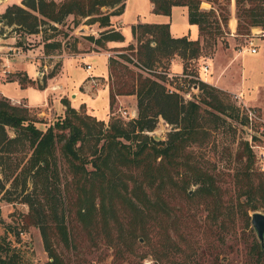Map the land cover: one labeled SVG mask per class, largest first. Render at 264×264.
Returning a JSON list of instances; mask_svg holds the SVG:
<instances>
[{
	"label": "rangeland",
	"instance_id": "rangeland-1",
	"mask_svg": "<svg viewBox=\"0 0 264 264\" xmlns=\"http://www.w3.org/2000/svg\"><path fill=\"white\" fill-rule=\"evenodd\" d=\"M16 1L10 0V2ZM200 7L213 8L216 12L226 10L229 13V19L227 28H224L220 38H217L214 49L205 46L202 49L203 57L198 60L197 73L200 72V65L203 62L206 63L208 71L202 73L206 78L211 72L210 64L212 67L223 64L229 56L237 55L242 50L248 51L250 48H254L255 52H259L264 58V18L261 24L252 27L249 33L236 34L234 0H229L225 6H219L218 3L201 2ZM4 9V3H0V14ZM100 10L102 12L111 11L110 8L104 7ZM111 16V19H118L116 15L115 18ZM122 17L121 33L125 41L131 39L130 27L135 23L169 19L175 32H186V27L189 26L184 8L174 7L167 17L152 13L148 0H125ZM209 18L212 19V17ZM72 19L73 17L68 15L63 23L53 24L55 31L47 28L46 25L39 26V32L35 34H25L12 27L5 30L7 36H13V38L6 36L5 40L13 42L18 46L20 53L25 55L9 59L12 71L0 77V99H6L10 104L17 106H24V104L30 106L27 108L29 115L34 120V125L41 130L63 114L64 108L62 111L60 108L62 99L69 107L80 113L91 115L104 124L116 119L122 122L128 121L124 118L125 115L121 114L122 110L126 114L134 111L136 117L135 99L115 101L112 107L108 108L107 97L98 93L101 87L97 90L92 88L86 90V97L81 96L85 94V89L81 84L70 90L71 94L65 91L67 94L63 96L58 94L62 90L51 91L52 84H62L63 90L78 84V80L85 72L83 67L86 64L100 65L101 59L108 60L117 53L114 47L107 48L106 45L100 47L86 39L88 36L98 37L103 29H114L115 20L110 21V16L109 22L112 26L108 27H100L97 22L87 20V17L76 18L77 23H73ZM232 22H234L233 28L231 27ZM45 28L44 32H40V29ZM193 29L190 28L191 34ZM50 35H52L50 38L45 39ZM53 40L59 42L60 47L51 50L50 54L45 53L44 43H52ZM79 51L83 55H76V57L82 59L92 56L94 60L82 61L75 57L61 58V55L73 56L74 52ZM86 53H92V55ZM48 55L54 56L43 57ZM162 62L166 61L162 60ZM43 65L46 68H43ZM162 67L154 66L153 68L161 71ZM40 68L43 70L35 75V71ZM259 68L260 60L254 54L245 53L234 57L223 71L222 78L225 84L222 85L226 88H234L233 84H237L240 80V70L242 73L244 70L248 77L246 86L253 90L256 89V84L264 87V73L259 72ZM131 69L135 71V68ZM52 70L53 73L50 75ZM57 71L58 74L55 76ZM199 75L201 80H204L201 72ZM21 76L30 80L24 87L18 83ZM162 76H164L163 83L166 88L168 85L177 88L183 100L199 99L201 90L190 88L191 85L196 84L194 79L176 80L174 78L170 81L166 75L162 74ZM96 78L101 81L100 77ZM204 83L211 85L209 82ZM215 89L225 111L219 112L200 104L203 118L196 139L182 147L175 158L170 159L168 165L172 166V169L176 167L175 170H171V179H167L168 182L164 183V186L155 188L151 192L150 203H146L142 213L137 211L140 207L139 200L142 199L138 191H136V198L128 195L126 200L115 204L114 210L106 205L101 210H92V217L87 220L86 225L79 222L73 201L69 204V209L65 214V224L70 238L69 245L64 247L61 243L54 242L57 252L68 264L246 263L249 245L252 242L258 243V241L250 223L247 227L243 219L244 204L242 198L237 200L235 197L232 175L244 160H238L236 157L243 141H247L253 152L252 167L264 173V137L262 136L264 116L259 108L246 104L254 114V117L248 119L244 108L241 109V105L232 98V93L217 87ZM97 93L98 95L94 98ZM9 98L20 101L12 103ZM204 108H207L210 114L205 112ZM171 127L161 117H158L154 128L150 131H143V133L155 140H164ZM7 131L8 134L12 133L10 129ZM16 156L20 157L21 153ZM158 160L159 158H156V161ZM186 161H191L211 176L216 190L213 191V197H210L208 201L206 193L198 194L194 184L186 186L185 192L188 196L181 190L183 165ZM58 164L61 187L70 176L61 158ZM124 171L125 174L121 176L122 181L131 182L133 175L129 176L128 169ZM4 188L9 190L7 197L12 201L4 200L6 196L0 192V236L5 233L3 242L6 241L9 247L16 252L19 264H50L37 227L29 226L26 231H22L19 214L26 212L27 207L19 201L23 193L21 184L16 182L13 186L7 181L4 182ZM28 190L29 188L26 189ZM254 211L264 214L262 208ZM252 212L247 210L248 216ZM249 219L248 217V222ZM5 228H7L6 232Z\"/></svg>",
	"mask_w": 264,
	"mask_h": 264
},
{
	"label": "trees",
	"instance_id": "trees-1",
	"mask_svg": "<svg viewBox=\"0 0 264 264\" xmlns=\"http://www.w3.org/2000/svg\"><path fill=\"white\" fill-rule=\"evenodd\" d=\"M124 1L20 0L19 4L6 6L0 19L4 25L25 34L38 33L41 25L55 31L53 24L63 23L68 15L73 17V23H77L76 18L87 17L100 27H108L109 16L120 14ZM148 1L152 13L167 17L172 6H184L187 22L196 25L198 38L170 37L167 22L131 25L134 43L117 47L118 53L107 60V101L110 108L116 96L133 95L135 118L126 122L116 119L104 124L69 107L62 99L63 114L41 130L34 125L27 107L0 99V192L6 196L4 200L10 202L12 199L7 197L9 190L4 188V182L9 181L13 186L16 182L21 184L23 193L19 201L27 207L26 212L19 214L22 231L29 226L37 227L50 264H68L57 252L54 242L64 247L69 245L65 214L72 201L83 225L91 219L92 210H101L104 205L114 210L115 204L126 200L128 195L136 198V191L142 196L137 210L142 213L146 203H150L151 192L171 179V170L176 167L172 169L168 165L170 159L196 139L203 118L200 104L219 112L225 111L215 87L198 81L197 88L202 92L199 99L183 100L179 94L166 91L164 76L154 72L157 69L153 67L163 66L161 71H165L168 60L176 55L182 62V73L197 75L196 66L203 57L202 49L204 46L214 49L229 19L228 11L203 9L200 3L225 6L229 0ZM101 7L111 11L102 12ZM234 7L236 34L249 33L264 18V0H234ZM45 30L40 29V32ZM86 39L103 47L105 42L122 41L123 37L109 28L100 31L98 37L88 36ZM43 47L48 53L59 48L60 44L52 41L44 43ZM129 56L151 71L142 73L131 69L136 65ZM52 73L53 70L49 74ZM29 82L25 76L18 80L21 87ZM203 110L210 114L207 108ZM158 117L172 126L164 140H155L143 133L154 128ZM7 129L12 133L8 134ZM18 153H21L20 157L16 156ZM236 157L244 160L232 175L233 189L237 200H243V219L248 227L247 210H264V173L252 167L253 152L247 141L242 142ZM60 158L70 176L61 187ZM183 167L181 190L185 192L186 186L194 184L198 194L206 193L207 201L213 197L216 186L211 176L191 161H186ZM125 169L134 177L131 182L121 179ZM185 195L188 196L186 192ZM4 237L5 233L0 236V264H19L18 255L6 241L3 242ZM245 264H264V244L263 247L257 242L249 245Z\"/></svg>",
	"mask_w": 264,
	"mask_h": 264
},
{
	"label": "crops",
	"instance_id": "crops-1",
	"mask_svg": "<svg viewBox=\"0 0 264 264\" xmlns=\"http://www.w3.org/2000/svg\"><path fill=\"white\" fill-rule=\"evenodd\" d=\"M9 2H10V0H0V3H4L5 7L8 6V5H11V4H19L20 0H17L16 2H10V3ZM174 7H181V8H184L186 10V8L184 6H172L171 9H173ZM122 12H123V10H122ZM122 12L120 14L116 15L118 19H111L112 16H110V21L115 20L114 23H115L116 27H114L113 30L118 31L121 35H122L121 26L123 24ZM113 16H114L113 18L116 17L115 15H113ZM186 21H187V17H186ZM164 22L168 23V32H169L170 37H172V38H177V37H182V36H185L187 39H190V40H194V39L198 38V30H197L196 25L189 24L188 22H187V24L190 26V28H194L193 31H192V34L190 33L189 26L186 27V32H184V31L175 32L173 30V28L171 27V21L169 19L166 20V21L162 20V19H157V20H154V21H151V22H145V23H164ZM132 25H134V24H132ZM110 26H112V25H110ZM122 37H123L122 41H107L105 43L106 47L107 48H113V47L117 48V47H123V46H126L128 44H133L134 43L133 36H131V39L129 41H125L123 35H122ZM54 40H57V39H54ZM65 48H67V46ZM245 53L249 54L250 52L247 51V50H242V51H239L237 53V55H233L232 57L229 56L228 58H226L227 60L223 64L222 63L221 64H217L214 67H212L211 64H210V71L211 72L206 76V78L204 77V75L202 73H201V76L203 77L205 82H209L211 85H213V86H215V87H217L219 89H223V90L228 91L230 93H238V94H240V96H241V98H242V100L244 101L245 104H248L251 107L259 108L260 111L262 112L263 116H264V87L261 86L260 84L259 85L256 84V89L253 90L251 87L246 86V83H247L246 81H247L248 77L246 76V73H245L244 70H243V73L240 70V80H239V82L237 84H233L234 88H226L224 85H222V84H225V81H223L224 79L222 78L223 77V71L227 67L229 61L231 59H233L234 57L241 56V55H243ZM48 54H50V52H48ZM86 54L87 55H92V53H86ZM251 54H254V55L258 56V58L260 60V68H259L260 71L259 72H263L264 73V58H263L262 54H260L257 51L254 52V53H251ZM76 55H83V53H81V51L74 52L73 56L61 55V58L62 57L79 58L78 56L76 57ZM53 56L54 55H48V56H43V57L50 58V57H53ZM56 56H60V55H56ZM91 57L92 56H88V57H83L82 59L81 58H79V59L82 60V61L94 60L93 59L94 57L93 58H91ZM34 58H32V59H34ZM5 62H6L5 64L10 69L11 68L10 60L8 59ZM60 66H61V62H60ZM60 66H59V69H60ZM89 66H90V68H88V69L83 67L85 69V72L80 77V79L78 80L79 81L78 84L70 86V88H67V90H63L64 86H62V84H52L50 86L51 91H61L62 90L58 94H61L63 96V95L67 94L66 92H69L70 90H73L74 88H77L81 84L82 87L85 89V94L84 95L81 94L82 97H86V95H87V91L86 90H91V88L93 90H97V89H99L101 87L100 91L98 93L104 94L107 97V99H108L107 59L106 58L101 59V64L100 65L92 64V66H91V64H90ZM43 68H46V66L43 65ZM43 68L38 69L37 71H35L34 74L35 75L38 74L39 72H41L43 70ZM59 69H58V71H59ZM97 69L99 71H97ZM181 70H182V62H181V60L176 55H173L167 62L166 71L170 72V73H180ZM10 71H12V70L10 69ZM58 71L56 72L55 76H57ZM88 76H91L94 79L95 82L91 83L89 79L86 80V78ZM96 77H100L101 81H99V79L96 78ZM84 79H85V82H83ZM258 83H261V81L260 82L258 81ZM98 93L94 96V98L98 95ZM115 99H116L117 102H121L124 99H135V98H134L133 95H119V96H116ZM9 100L13 101V103L14 102L16 103V102L20 101L19 99H14V98H9ZM24 106L27 107V108H30V106H28L26 104H24ZM107 106H108V101H107ZM60 108H61V111L64 108V106L61 104V102H60Z\"/></svg>",
	"mask_w": 264,
	"mask_h": 264
},
{
	"label": "built area",
	"instance_id": "built-area-1",
	"mask_svg": "<svg viewBox=\"0 0 264 264\" xmlns=\"http://www.w3.org/2000/svg\"><path fill=\"white\" fill-rule=\"evenodd\" d=\"M8 27H10V26L4 25L2 20L0 19V77H4L5 75L11 73L9 67L5 64L6 60L14 58V57H23L25 55L23 53H20V50L18 49V46L14 45L13 42L11 43V42H7L5 40V38L7 36L5 30L8 29ZM7 37L13 38V36H10V35L7 36ZM249 44H251V43L249 42ZM248 51L250 53H254L255 49L254 48H250V49H248ZM106 55L109 56L108 53H106ZM129 58L135 63L136 67H134V68L139 70L140 72L146 73V72H150L151 71V70L143 67L139 63H137L131 56H129ZM85 68L86 69L90 68L89 64H86ZM207 71H208V66H207L206 63L203 62L200 65V72L201 73H206ZM154 72H158V73H162V74L166 75V78H169L170 81H173L174 78L176 80H180L181 78H189V79H194L196 82H198V81L205 82L204 80H201V78L199 77L200 76L199 75L200 72L197 73V75H195V76L190 75V74H186V73H182V72H180V73H170V72H167V71H159V70H155ZM88 79L90 80L91 83L95 82L94 79L91 76H88ZM196 86H197V84H193V85L190 86V88H197ZM166 91L168 93H177V94L179 93L177 88L170 87L169 85L167 86ZM232 98H234L236 100V102L241 105V109L244 108L245 116L248 119L254 117L253 112L243 102L240 94L232 93ZM11 102L13 103V101H11ZM121 114L125 115L124 118H126L127 120L133 119L135 117L134 111H130V112H128L126 114V112L124 110H122Z\"/></svg>",
	"mask_w": 264,
	"mask_h": 264
},
{
	"label": "water",
	"instance_id": "water-1",
	"mask_svg": "<svg viewBox=\"0 0 264 264\" xmlns=\"http://www.w3.org/2000/svg\"><path fill=\"white\" fill-rule=\"evenodd\" d=\"M250 227L255 233L256 239L261 247H263L264 239V214L258 211H253L249 215Z\"/></svg>",
	"mask_w": 264,
	"mask_h": 264
},
{
	"label": "bare ground",
	"instance_id": "bare-ground-1",
	"mask_svg": "<svg viewBox=\"0 0 264 264\" xmlns=\"http://www.w3.org/2000/svg\"><path fill=\"white\" fill-rule=\"evenodd\" d=\"M233 24H232V26L231 27H234V22H232Z\"/></svg>",
	"mask_w": 264,
	"mask_h": 264
}]
</instances>
